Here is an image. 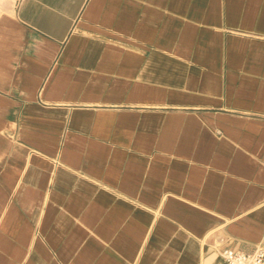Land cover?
<instances>
[{
	"label": "crops",
	"instance_id": "crops-1",
	"mask_svg": "<svg viewBox=\"0 0 264 264\" xmlns=\"http://www.w3.org/2000/svg\"><path fill=\"white\" fill-rule=\"evenodd\" d=\"M264 237V0H18L0 20V264H228Z\"/></svg>",
	"mask_w": 264,
	"mask_h": 264
},
{
	"label": "built area",
	"instance_id": "built-area-1",
	"mask_svg": "<svg viewBox=\"0 0 264 264\" xmlns=\"http://www.w3.org/2000/svg\"><path fill=\"white\" fill-rule=\"evenodd\" d=\"M221 256L228 264H264V237L253 251L227 248Z\"/></svg>",
	"mask_w": 264,
	"mask_h": 264
},
{
	"label": "rangeland",
	"instance_id": "rangeland-1",
	"mask_svg": "<svg viewBox=\"0 0 264 264\" xmlns=\"http://www.w3.org/2000/svg\"><path fill=\"white\" fill-rule=\"evenodd\" d=\"M18 0H0V20L5 17L10 20Z\"/></svg>",
	"mask_w": 264,
	"mask_h": 264
}]
</instances>
